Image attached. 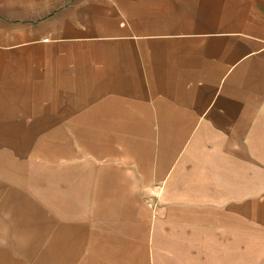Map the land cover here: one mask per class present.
I'll list each match as a JSON object with an SVG mask.
<instances>
[{
	"label": "crops",
	"instance_id": "obj_1",
	"mask_svg": "<svg viewBox=\"0 0 264 264\" xmlns=\"http://www.w3.org/2000/svg\"><path fill=\"white\" fill-rule=\"evenodd\" d=\"M264 264V0H0V264Z\"/></svg>",
	"mask_w": 264,
	"mask_h": 264
},
{
	"label": "rangeland",
	"instance_id": "obj_2",
	"mask_svg": "<svg viewBox=\"0 0 264 264\" xmlns=\"http://www.w3.org/2000/svg\"><path fill=\"white\" fill-rule=\"evenodd\" d=\"M251 261H252V259H250V263H249V259H248V264H251Z\"/></svg>",
	"mask_w": 264,
	"mask_h": 264
}]
</instances>
